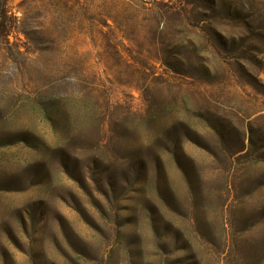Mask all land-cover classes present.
<instances>
[{"label": "rangeland", "instance_id": "374dc122", "mask_svg": "<svg viewBox=\"0 0 264 264\" xmlns=\"http://www.w3.org/2000/svg\"><path fill=\"white\" fill-rule=\"evenodd\" d=\"M0 264H264V0H0Z\"/></svg>", "mask_w": 264, "mask_h": 264}]
</instances>
